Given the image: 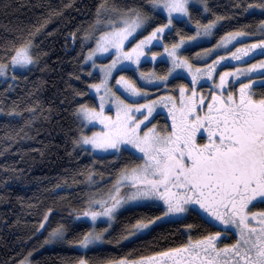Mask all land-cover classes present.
<instances>
[{"label":"snow or ice","instance_id":"1","mask_svg":"<svg viewBox=\"0 0 264 264\" xmlns=\"http://www.w3.org/2000/svg\"><path fill=\"white\" fill-rule=\"evenodd\" d=\"M233 8L248 15L259 9L264 15V0H235ZM156 17L164 22L157 23ZM225 18L212 10L209 0H146L142 6L125 8L115 0H100L79 37L81 48L87 49L81 72L90 65L87 75L99 76L88 85L98 103L75 102L76 127L69 129V154L93 160L76 174L88 190L82 206L69 210L66 222L48 230L53 209L43 213L37 232L47 230L45 243L74 244L85 254L106 243L125 248L163 224L194 215L217 230L193 239V225L185 224L187 241L178 246L146 255L131 248L117 258L95 261L81 255L75 264H264V210L252 211L264 205V90L257 91L264 89V58L255 59L264 57V38H257L264 37V19L254 31H225L217 38ZM49 19L32 28L12 29L17 32L12 38L0 37L5 93L14 91L21 78L27 81L26 74L47 55L39 50L36 37ZM69 35L75 43L77 33ZM205 43L211 46L202 47ZM102 58L108 62L98 63ZM149 63L167 68L162 74L155 67L144 71L142 65ZM218 68L225 70L217 73ZM184 74L189 82L168 90L170 78ZM202 81L209 84L207 93ZM39 87L34 83L35 90L25 94L23 108L24 97L12 101L9 115L24 120L17 136L27 137L35 121L51 119V107L45 109L35 95ZM150 89L164 91L153 97ZM84 95L74 90L73 101ZM165 109L168 122L153 123ZM109 156L114 162L127 156L129 163L119 168L111 164L110 186L102 190L104 173L94 165L97 158L104 163ZM77 222L89 227L69 239ZM230 236L233 242L224 243ZM31 256L29 252L17 264H31Z\"/></svg>","mask_w":264,"mask_h":264},{"label":"trees","instance_id":"2","mask_svg":"<svg viewBox=\"0 0 264 264\" xmlns=\"http://www.w3.org/2000/svg\"><path fill=\"white\" fill-rule=\"evenodd\" d=\"M112 2L113 0H109V3ZM234 2L235 0H209L212 10L226 17L221 22L222 27L217 33V38L225 31L237 29L254 31L258 22L264 19L259 9L255 10L254 15L237 13L233 8ZM99 3L100 0H0V37L12 38L17 35L12 29L18 26L32 28L42 23L45 17H50L45 28L36 37L39 50L47 53L41 57L39 67L26 74L27 81L21 78L14 91L5 93L8 84L4 81L0 82V100H2L0 107L4 109L0 112V264H17V261L29 252H32L29 258L31 264H75L81 255H86L93 261L100 257L117 258L131 248H136L140 254L146 255L152 250L175 247L186 242L185 224L193 225L191 233L193 239L217 230L203 225L193 215L180 223L163 224L151 236L134 245L120 248L115 243H106L96 251L86 254L74 244L45 243L47 230L37 232L39 221L48 208L53 209L49 221L48 230H50L58 222L67 221L70 209L82 206V198L88 190L84 186L83 177L76 174L86 171V166L92 165L93 160L87 155L77 157L75 154H69L72 152L69 129L76 127L72 111L75 102L96 104L88 85L98 81V74L92 77L87 75L90 65L85 66L84 71L81 72L80 61L87 49L81 48L79 37L94 18ZM115 3L125 8L142 6L146 0H115ZM3 5L8 7L5 8ZM66 5L69 6L65 7ZM54 12L62 14L52 15ZM207 18L212 17L208 14ZM155 19L157 23L164 22L163 17ZM180 27L184 26L180 25ZM74 31L77 33L75 43L69 35ZM184 31L189 32L191 28H184ZM145 33L147 32L142 35ZM257 38L264 37H259L257 34ZM212 43H215V40H212ZM210 46L208 43L202 45V47ZM142 67L144 71L155 67L156 71L162 74L167 65L149 63ZM77 75L80 76L79 80L76 79ZM126 75L135 79L131 72ZM188 82L189 80L183 75L174 80L170 78L168 90ZM34 83L40 86L35 92L36 97L41 100L45 109L49 107L52 109L51 119L35 121L30 131L25 129L28 131L27 137L23 133L17 136L24 125V120L9 115V109L12 101L17 100L18 97H24L20 107L25 106L27 102L25 94L35 90ZM74 90L82 91L85 95L78 96L73 101ZM262 90L264 89L257 88V91ZM27 115L25 112L24 117ZM153 122L163 125L167 120L160 112ZM113 163L119 168L129 163V160L125 156L120 161L114 162L109 156L105 158L104 163H100L97 158L94 165L98 171L104 173L106 183L102 185V190L110 186L107 181L108 174L114 171L111 167ZM73 177L76 179L75 183ZM57 185L60 187L57 188ZM263 207L258 205L256 208ZM88 227L87 223L77 222L75 233L70 229L68 238L72 239L75 234L86 231ZM228 240L232 238L224 242Z\"/></svg>","mask_w":264,"mask_h":264},{"label":"rangeland","instance_id":"3","mask_svg":"<svg viewBox=\"0 0 264 264\" xmlns=\"http://www.w3.org/2000/svg\"><path fill=\"white\" fill-rule=\"evenodd\" d=\"M147 33H145V34H143V35H146ZM140 38V36H137V39H139ZM245 43H249V42H251V41H249V40H245L244 41ZM221 54H223V53H221ZM262 58H264V57H260V56H256V60H259V59H262ZM108 61L107 60H105V59H101V60H99L98 61V63H107ZM209 63L211 62L210 60L208 61ZM249 63H254L255 62V60H249L248 61ZM230 67H232V66H235V64L233 63L232 65H229ZM225 69L224 68H218V70H217V73L218 72H220V71H224ZM118 75V74H117ZM138 75V74H137ZM184 77H186L188 80H190V77H188L186 74H184L183 75ZM216 79L218 80V74H217V76H216ZM231 79V78H230ZM98 80H99V76H98ZM1 81H3V78H0V82ZM98 82V81H97ZM138 83H139V81H137ZM243 82V81H242ZM95 83V82H94ZM112 83L114 84L115 83V81H112ZM202 87H203V90H204V92L205 93H207V91H208V89H209V84L207 83V82H205V81H202ZM238 87H239V84L237 83V84H235V88L236 89H238ZM150 91H151V94H152V96L154 97L155 95H159V94H163V92L162 93H156L155 91V89H150ZM161 91H164L163 89H161ZM90 92V91H89ZM90 94L91 95H93L94 96V94H93V92H90ZM176 94V93H175ZM94 98H95V101H96V104L98 103V98H96L95 96H94ZM142 102V101H141ZM157 111H160L159 109L157 110ZM113 112H114V109H113ZM166 112H167V110L165 109V110H163L162 111V113L165 115V117H166ZM155 114V113H154ZM168 122V121H167ZM154 123V122H153ZM261 209H259V208H253L252 209V211H260Z\"/></svg>","mask_w":264,"mask_h":264},{"label":"flooded vegetation","instance_id":"4","mask_svg":"<svg viewBox=\"0 0 264 264\" xmlns=\"http://www.w3.org/2000/svg\"><path fill=\"white\" fill-rule=\"evenodd\" d=\"M263 206H264V205H263ZM261 210H264V207H263ZM230 237H231V236H230ZM230 237H229V238H230ZM231 238H232V240H230V241L228 240V242H224V243H232V242H233V237H231Z\"/></svg>","mask_w":264,"mask_h":264}]
</instances>
